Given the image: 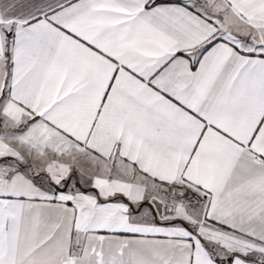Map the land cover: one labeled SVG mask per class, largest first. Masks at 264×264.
<instances>
[{
	"label": "snow or ice",
	"instance_id": "1",
	"mask_svg": "<svg viewBox=\"0 0 264 264\" xmlns=\"http://www.w3.org/2000/svg\"><path fill=\"white\" fill-rule=\"evenodd\" d=\"M0 264H264V0H0Z\"/></svg>",
	"mask_w": 264,
	"mask_h": 264
}]
</instances>
